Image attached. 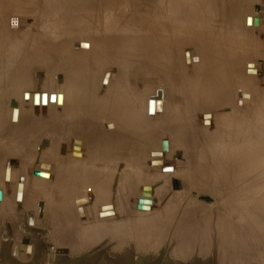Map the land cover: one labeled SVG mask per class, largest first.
<instances>
[{
	"label": "bare ground",
	"instance_id": "bare-ground-1",
	"mask_svg": "<svg viewBox=\"0 0 264 264\" xmlns=\"http://www.w3.org/2000/svg\"><path fill=\"white\" fill-rule=\"evenodd\" d=\"M40 1L41 0H0V47L7 45L10 42L14 43L15 41H12L13 38L10 40V37H12L10 31L13 29H11V27L6 24V17L8 13L10 11H15L13 9H18L21 12L26 10L29 6L31 10V6L35 4L38 5ZM144 1H142L144 7L141 8L135 0H124L123 2L120 0H43V2L47 4L46 12L52 10L53 17L50 18V20H47V26L45 25L46 27L44 28L45 31L43 33L41 32L42 34H39L40 38H36L32 35V33H30L35 29L32 30L33 28L26 25V23H24L23 21L24 18L21 20V22H23L25 26H28L27 28L23 27L24 25H22L20 21L17 22L18 26L14 29L25 33L22 38L20 37V39L23 40V42L26 41V43L31 42V44L36 43L37 45H40L42 43L43 45L41 46L43 48H47V53L43 55L42 59H47V65L48 63L51 65V68L47 67V69L49 70H47L48 73L52 76H55L57 71L58 74L63 71L62 75L60 74V76L64 79L63 81H65V84H62V89H60L61 93L59 95H55L53 97L48 93H44L46 104H42V102L40 101L44 91L35 92L39 96L38 104L34 102L35 93L34 95L31 94L29 103L27 99V90H19L21 91L19 96L15 94L17 92H15V90H17L18 86H22L20 85V78H12L14 76L11 77V74H9L12 79L10 80L11 82L8 83V91L3 90L6 92L4 96L0 94V117L2 116L6 118L7 120L5 121L4 119V122L8 121L7 123H10L8 127L6 126L7 129L0 132L3 133L2 135L0 134V145L6 146V143L9 144L10 146L8 147L7 153L12 155L19 154V158H21L22 161L20 163L21 168H19V171L21 170L22 172H20L17 176L15 175L16 177H14V174L16 173H14V170L11 168V165L15 164L11 157V159L8 160L7 164H5L3 167L1 178L2 180H0V224H3L2 226L7 229L6 232L9 231L8 235H11L9 234L10 232H16V234H18L19 231H22L23 233H25L24 225L21 223L23 221H18L16 216L13 214L14 210L16 211V208H11L9 205L12 204V202H21L22 206L19 207H21L22 209L24 207L32 209L36 203L38 211L37 213L29 212L26 217V221L30 219H33L35 221L34 224L28 225L30 226V228L27 226L28 231L33 235L31 239L35 243L32 246L33 249L31 250V252L29 251L28 244H24L22 246L18 244L15 249L14 242H16V240H12L13 242H10L13 237H9L8 235L3 237V235L1 234L0 264H31V262H33L34 260L29 259L27 255L31 254L35 256L37 252H39V260L41 259V257L43 259L46 257V260L49 263V259H51L52 257L47 258V256L44 255L45 251H42V249H40L39 245L37 244L39 240H41L44 247H52L53 245L59 244L63 246V249L67 247L69 248L70 253L68 254V256H66V260H63L61 262V259L59 258L60 263L58 264H86L90 257L99 253L98 248H101V250L103 251V247L110 245V243H112L113 240L118 239V237L119 240L113 242V244L110 245L112 248L116 249L117 252L105 250V255L107 258L111 259V262L100 257L98 260L96 259L97 261H95V263L117 264L118 261L125 262L127 260V252L129 251L130 254H134L135 252H137L135 250H138L137 247L129 246L130 242H127L128 239H126L124 235L121 237L114 234V230L116 229L114 225L110 224V226H108L104 223L110 222L113 219L117 220L118 222L121 221L123 224L128 221L127 216H125L127 212V210H125V206H128L129 204L128 202L130 199H128V197L132 192L133 187V183L129 182V172L138 173V170L143 167L142 163H144V161H146V159L148 160L149 158L150 160L147 163L149 164L148 170L150 172L170 174L168 170L173 169V166H171V164H164L165 156L164 151L162 150L167 151L165 152L167 154L173 149V146L175 144L177 145V147H179V150H176L174 154L175 157L176 155H179L183 150L185 153L190 152L192 154H190V158H195L194 156L197 157L195 159H197L196 162L199 163V168H203L206 171L209 170L208 172L212 170L213 172H215V174H218V172H222L223 170H225V163L223 159H225L226 156L222 157V155L226 154V152H229L230 150L227 151L228 147L226 146L227 150L223 147V149L226 150H224V152L220 147V145L222 144H219L215 141L217 138L221 137L222 128H217V130L210 129L213 119L212 113L210 111L203 110V112L201 113V123L203 125V129L201 131L205 133V137H207V149L206 153L204 152L203 155V152H200L201 150L198 152V150L194 148L196 146L195 143L194 145L192 144V146H190V149L188 148L189 150L184 148L183 145L181 146V144L183 143H185L184 145H186L187 142V145H191L189 144V141L194 137V135L192 137V135L189 133V124L192 121V112L187 109L184 104H181V102L178 100L168 101L166 99L165 101H163V98L159 95V93L157 96L148 98L146 100L147 102L145 114L148 116L147 118L139 111V109H135V106L137 104L135 99L137 97L133 99L131 95L128 94L130 96L129 97L127 95L128 91L125 87H112L113 80L111 74L114 68H106L105 70H103L100 76V84L108 86L107 92H102L101 89V91L98 89L99 84L97 85L96 74L99 69L98 66L108 61L115 62L116 64H118V66H121L123 73L127 74L130 69L133 68L132 66L134 63H144L149 67H152L153 63H156L161 74L166 73L169 68L174 70L172 76H174V78L176 77L177 80L174 78L173 80L178 81L180 76L178 72V65L182 63L183 77L189 83L187 85V88L183 87L181 90L178 89V91L186 92L189 90H193L190 92H197L198 94L200 93L208 99L207 102H211L213 104L219 103V105L222 103H227V105H229L230 102L235 103L236 100L240 101L239 98L242 99L241 96L249 93L247 91H249L253 85H257L256 87L258 90L260 80L259 78L264 80V74H260L261 69H258V72H256V70H254V67L244 68V70L242 71V67L240 66L239 61L232 59V57H234L233 53L237 51V48L231 45V43L227 44L226 38L231 36L232 33L230 34L229 31H227V33L223 27L227 26V24L232 25V27H235L236 29L237 27H239L238 21L240 20H238V17L236 16L237 10L233 6H228V4L226 3L227 0ZM189 2L191 3V5L189 4ZM42 4L43 3H41L40 5ZM41 8L40 11L43 10V8ZM128 8H130V10L132 9L133 13L136 10L137 11L135 14L129 12L128 14H124L128 10ZM233 8L236 10L235 13L232 12ZM133 9L136 10L134 11ZM36 11H38V14H40L39 9ZM194 11L197 13L196 15H194ZM24 12H22V16L23 14H26ZM46 12H44V14H46ZM50 12L51 11H49V13ZM29 13L27 14L29 15ZM31 15L33 14L31 13ZM165 15L167 17H164ZM257 15H251L249 17L245 16V24L246 26H256L259 29H264V22H262V20L264 19H261V16H263L261 15V11L260 14ZM44 16L42 14L40 15V17H38L40 19L41 17L45 18ZM38 17L36 16V18ZM33 19L31 22H33ZM43 20L44 19H42L41 21L43 22ZM34 22L33 24H31L30 22L29 23L31 25H34ZM38 23L40 24L39 21ZM229 27H225V29L227 30ZM98 30L101 32L98 33ZM20 39L19 41H21ZM259 39L260 38H258V40ZM18 43L19 46H22L24 44L22 42V45H20V42ZM132 44H134L135 46L131 47L130 45ZM195 47H200L202 49V52L199 51L196 56L193 55V50L195 49ZM131 48L135 49L136 51L131 50ZM228 48L230 49L228 50ZM10 49L11 47L8 48V50ZM14 49L16 50V47ZM18 49L19 48L17 47V50ZM11 54H13V52L10 53V55ZM10 57L12 58V56ZM194 57L196 58L193 59ZM26 61L29 60L26 58ZM161 67H163V71H161ZM0 69L2 68L0 67ZM0 71L2 72V70ZM252 82H254V84ZM250 83H252L253 85L251 84L249 87ZM235 85L238 89H236L237 93L236 95H234L236 96V98L232 96L231 92L233 86ZM2 87L3 86H1L0 89ZM254 90L255 89L252 88L250 92ZM238 94H241V96L237 97ZM198 96L199 95H197V97ZM195 98L196 96H194V99ZM150 99H152L154 102V105L151 108H149ZM175 99H177V97ZM133 100H135V104H133ZM203 100L205 101V99ZM203 100H199L197 104L199 106L200 104L202 105L204 103ZM44 106L47 107V113L45 117L41 119V114L39 116L35 113L38 110L42 109ZM140 106L139 108L142 109V106ZM5 107L8 108L5 109ZM231 107L232 111L229 116L230 118H235L233 121L236 120L234 124L236 123L237 125L238 118L240 120L241 114L239 112L241 111V109L238 106H235V104L231 105ZM133 108L135 109V111L137 110L136 112L134 111L135 114L132 112ZM262 111H264V109ZM261 113V116H259L260 112L259 114L256 113L258 114L256 117V123L258 121H264V112ZM226 115L227 114H223L222 119H224ZM149 116L154 119L153 121L150 119L152 122L149 121ZM250 117H252V122L254 123L255 116L251 115ZM2 120H0V123ZM223 122L226 123L225 119L224 121H222V123ZM222 123H220V125L224 126V124L222 125ZM240 125L239 129L241 130ZM246 125L248 128L251 125V128L249 129H252V123L249 126L248 123ZM246 125H244L245 127H243L247 130ZM258 125L257 128H259ZM236 127L237 126H235V128ZM45 128L50 131L48 132L46 129L47 135L54 136V145H58V147L62 145L63 148L66 144H64V142H69V146H67V152H69V155L67 157L65 152L63 151L64 149H62V152H64L65 156L67 157L65 158L67 160H63L60 157L59 159H55V161H53V159L52 161L56 164V168L49 165V163V167H52V172H49V169H47V161L49 158L54 156V150H50L49 148L51 145L50 141H45V143L47 142V145L44 144L45 146L41 145V141L34 159L37 168L32 169L31 172L38 178L40 177L43 179H49L48 183H51L52 185L48 189L46 187L43 190H40L38 188L40 185H35L38 183V180H36L37 182L34 184V189L36 191L33 195L28 196V177H26L27 174L25 172V169L29 165V159L31 158L29 155L31 153L29 148V150L27 148L21 149L23 146L21 147L19 145H23L25 139H27V137L29 138L30 135L32 137L35 135H39L40 131H45ZM253 130L254 129H252L251 131L248 130L247 132L244 131L245 133L241 134V136H239L238 134L239 137L237 138L239 141L236 143H244V140H249V137L251 140H249L248 143H252L253 140L251 138V135L254 132ZM194 132H197L196 129ZM262 132H264V130ZM263 134L264 133H262L261 136H264ZM164 135H167V138H164ZM258 135L260 137L259 133ZM35 137L37 138V136ZM234 137H236V135ZM157 138L160 140L158 149L155 148V142L157 141ZM30 139L31 138L27 140L29 141ZM254 139L256 141L257 138L254 137ZM27 140L26 142H28ZM193 140L196 141L195 138ZM176 141L178 144L176 143ZM263 141L264 138L260 141L257 140V142H259V145L260 143H262L264 146ZM17 142L20 149L18 146H16ZM248 143L246 141L245 144ZM27 144H29V142ZM1 146L0 155L2 154ZM263 146L260 148H263ZM43 147H46V149L44 148V154H42L43 151L41 150ZM56 147L57 146H55V148ZM259 147H257L256 149L253 146V151H260V149H258ZM242 148H240L239 150H241ZM252 148L250 149V152H252ZM263 149H261V151ZM233 150H236V145ZM250 152L248 149L247 153ZM7 153H5L4 155H6ZM235 154H238V150L235 151ZM239 154H241L240 151ZM241 155H246V153ZM173 157L172 159H174ZM236 158L238 157L236 156ZM53 162L51 163L53 164ZM240 162L235 163L239 164ZM246 163L247 161L245 162V164ZM122 166L123 172L120 173L122 175L119 180V185L117 187L118 189L115 188L114 193L111 197V195L108 194V190H111V185H108L109 189L107 186L108 180L111 177V171H113L111 169H113L114 167L119 170L122 168ZM240 166H238V168ZM243 167L244 166H242V168ZM216 169H219V171H217ZM142 171L140 170V172ZM238 171L240 173L243 170ZM222 174L225 175L226 173L223 172L219 175ZM230 176L231 175H229V177ZM132 180L134 181L136 179ZM236 180L233 181L235 183L239 182ZM139 181L136 180V182ZM252 182H254L253 179ZM257 182L259 183V181ZM48 183L46 186H48ZM7 185L13 187L12 194L11 192L8 193L4 188L7 187ZM136 186H139L140 188L138 187V189H140L142 192V190L148 187V184L144 182L142 184L139 183ZM150 187L153 186L150 185ZM187 187L190 186L187 185ZM261 187L263 186L261 185ZM53 189H58V191H60L63 196L58 201V203H56V201L52 203L51 199H49V195L51 194L48 191H55ZM84 189L87 190L88 193H91L90 197L87 196L89 197V199L92 198L90 202H82L83 193L85 191ZM40 191H45V194L40 195ZM212 195L216 197L215 194ZM258 197L260 198V196ZM256 198L255 200H253L255 201V203L259 201L258 200L256 202ZM139 199H141L140 202H138ZM142 199H149V201ZM150 201H153L151 200L150 196L140 195L139 197H137L136 202L139 203L138 211L141 208L142 209L140 211H147L145 209L147 208V206L151 205ZM90 213H94L93 219H89L87 217V215H90ZM83 217H86L85 220ZM184 223L186 224V222ZM10 224H14V227L9 226ZM43 226L47 227L44 230H40ZM113 228L115 229L111 231V229ZM152 228L154 229L155 225L152 226ZM157 228L159 227L157 226ZM135 230L133 233H137V231L135 232ZM139 230L141 229L139 228ZM148 231L151 232V230ZM170 231L174 232V229ZM213 231L215 232V230ZM128 233L129 231L127 232V234ZM133 233V236L131 235L132 240L135 239L141 242L139 236L136 237V235H138L139 233L135 234V236ZM215 233L217 234V232ZM150 237L151 235L148 238L150 239ZM162 237L163 235L161 236V239ZM213 237L215 236L213 235ZM213 237L211 238V240L213 239ZM172 240H174V235L172 237ZM214 240L209 241V243L211 244H209L210 248H213L215 250L218 249L221 251L220 243L215 242ZM142 243V246H144V241ZM176 246L173 245L172 250H175ZM18 249L22 250L23 253H20ZM17 253H20L22 256L26 257L18 258L16 256ZM47 254L50 253L47 251L46 255ZM140 254L141 252L139 253V256Z\"/></svg>",
	"mask_w": 264,
	"mask_h": 264
},
{
	"label": "rangeland",
	"instance_id": "rangeland-1",
	"mask_svg": "<svg viewBox=\"0 0 264 264\" xmlns=\"http://www.w3.org/2000/svg\"><path fill=\"white\" fill-rule=\"evenodd\" d=\"M120 1L123 2L124 0H120ZM135 1H136V3H138L140 5L141 8L144 7V4L142 3V1H144V0H135ZM144 2H146V0ZM41 3H43V4L40 5ZM226 3L228 4V6H233L234 8H236L237 13H238V15L236 13V16L238 17V20H240V21H238L239 27H237V29L235 27H232V25H230V24H229L230 27L228 24H227V26L223 27L226 32L229 31L230 34L232 33L231 36L226 38L227 44L231 43V45H233L237 48V51H235L233 53L234 57H232V59L239 61L240 66L242 67L241 68L242 71L244 70V68L254 67V70H256V72H258V69L259 70L261 69L260 70L261 73L260 72L259 73L263 75L264 74V44H263L264 43V29L263 28L259 29L256 26H246L244 18H245V16L249 17L251 15L260 14V11H261V15L264 16V10H263L264 9V0H227ZM189 4L191 5L190 2H189ZM44 5H46V6H44ZM41 7L43 8V10L40 11ZM44 8H45V11H44ZM234 8H233L232 12L235 13L236 10ZM24 9H26V8H24ZM27 9L26 10L28 12L26 10H24L25 12L24 11L20 12L18 9L17 10L13 9L16 12L10 11L6 17V24L9 27H11V29H13L10 31L12 34V37H10V40L13 38L12 41L13 40H15V41H14V43L10 42L13 45L9 43L7 45L0 47L2 49V50L0 49V67L2 68V69H0V70H2V72L0 71V85L3 86L0 89V94H2V96H4L6 94L5 91H8V88H7L8 83L11 82L10 80L12 78H15V79L20 78L19 79V80H21L20 85H22V86H18L17 90H15V92L17 91L15 94L17 96H19L22 90H27V92H28V94H27L28 98L27 99L30 103L31 94L34 95V93L36 91H38V92L44 91L43 94L48 93L49 95H52L53 97L55 95H59L61 93L60 89H62L61 86H62V84L63 85L65 84V81H63L64 79L61 78V76H60V74L62 75L63 71L60 72V74H58V71H57L55 76H52L48 73L49 70L47 69V67L51 68V65L49 63H48L49 66L47 65V59H45V60L42 59L43 55L45 53H47V50H46L47 48H43L41 46V45H43L42 43L40 45H37L36 43L31 44V42L30 43L27 42L28 43L27 44L26 41L23 42V40H21L20 37L22 38L25 33H22L21 31L14 29V28H17V26H18L17 22H19V21L21 22V20L24 18V20H23L24 23H26V25H28L29 27L33 28L32 30L35 29L33 32L31 31L30 33H32V35L35 36L36 38L37 37L40 38L39 34H42L45 31L44 28L47 26V20H50V18L53 17L52 10L48 9L51 12L50 13H49V11L46 12L47 4L44 3L43 0H41L38 3V5L35 4V5L31 6V10H30V6ZM38 9H39L40 14H38V11H36ZM256 9H258V10H256ZM42 11H43V13H42ZM136 11L133 13L132 9L130 10V8H128L126 13H124V14H128V12L135 14ZM22 12H24L26 14H23V16H22ZM29 12H31L33 15H31V13H29ZM44 12H46L47 15L44 14ZM199 12H201V11H199ZM27 13H29V15ZM48 13L51 15H49ZM194 13H195L194 15L197 14L195 11H194ZM35 14H37V15H35ZM42 14H43V16L45 15L44 16L45 18L41 17L42 19H44L43 22L41 21L42 20L41 18H40L41 20L39 19L40 15H42ZM36 16L37 17L39 16V17L36 18ZM48 16H49V18H48ZM257 16H260V15H257ZM263 16H261L262 17L261 19H264ZM164 17H167V16L165 15ZM31 18L32 19L34 18L33 22L38 19L37 21L34 22L35 23L34 25H31V24H33V22H31L32 21ZM162 19H163V17H162ZM38 21L40 22V24L38 23ZM45 22H46V24H45ZM262 22H264V20H262ZM21 23H22V25H24L23 27H25V28L28 27V26H25V24H23V22H21ZM225 27L226 28L229 27V28L226 30ZM38 28H39L40 33L38 31ZM233 28H234V30H233ZM99 30L97 31L98 33L101 32ZM33 33L37 34V35H34ZM259 36H261V37H259ZM257 37L260 39L262 38V39L258 40ZM19 39L21 41H19ZM262 40H263V42H262ZM18 42H20V45H22L21 42L24 44L22 46H19ZM25 43H26V45H25ZM33 44H34V46H33ZM10 45H12V46H10ZM9 46L11 47V49L12 48L13 49L8 50V48H10ZM130 46L132 47L135 45L132 44ZM15 47H16V50L14 49ZM17 47L19 48L18 50H17ZM185 47H187V46H185ZM200 49H201L200 47H195V49L193 50V55L196 56L199 53V51L202 52V49L201 50ZM229 49L230 48H228V50ZM131 50L136 51L133 48H131ZM9 52L10 53L13 52V54L10 55ZM8 54L10 56H12V58ZM27 55H29V56H27ZM26 58L29 61H26ZM195 58L196 57H194L193 59H195ZM6 59L8 62L6 61ZM5 64H6V66H5ZM134 64L132 66L133 68L130 69L128 74L123 73L121 66H118V64H116L115 62L108 61L106 63H102L101 65L98 64L99 69H98L97 74H96L97 85L99 84L98 89L99 90L101 89L102 92L103 91L107 92L108 86L100 84V76H101L103 70H105L106 68L107 69L114 68V70L112 71V74H111L112 80H113L112 87H121V88L125 87L128 91L127 95L128 94L131 95V97L133 99H135V97H137L135 100L137 102L136 106L138 108L135 106V109H137V110L139 109V111L143 115H145V117L148 118V116L145 114L146 113L145 112L146 102H147L146 100L148 98H152L154 96H157L160 93L159 95L163 98V101H165L166 99L168 101H172V100L173 101L174 100L180 101L181 104H184L186 106V108L192 112L191 113L192 114V116H191L192 121L189 124V128H190L189 130L191 132L189 130L188 131L192 135V137L194 135V137L191 138V140L189 141V144H191V145H187L188 144V142H187L186 143L187 146L184 145L185 143L181 144V146L183 145L184 148L190 149V146H192V144L194 145V143H195L196 146L194 148L196 150H198V152L201 150L200 152H203L202 153L203 155H204V152L206 153V149H207V143H206L207 137H205V133H203L201 131L203 129L202 128L203 125L201 123V113L203 112V110H208L212 113V118H213L212 119V125L210 126L211 127L210 129H212V130L216 129L217 130V128H222L221 132L223 134L221 133V137L217 138L215 141L218 142L219 144H222V145H220L221 149H223V147L226 149V146H227L228 150L227 149L226 150L227 151L230 150V151L226 152V154L222 155V157H224V156L227 157V159H226V157H225V159H223L224 163H225V168H224L225 170H223L222 172H218V174L217 173L215 174V172H213L212 170L210 172H208L209 170L206 171L203 168H199L198 167L199 163H197L196 162L197 159H195L197 157L194 156L195 158H190V156L192 154L190 152L185 153L182 150L183 147L181 149L182 152L179 151L180 154L176 155V157H175L174 154H175L176 150H179V147H177V145L175 143H174L175 145L173 146V149H172V150L175 149L174 151L171 150L169 153L166 154L165 152H167V151L162 150V151H164V156H165L164 157V160H165L164 164H166V165L171 164V166H173V169L168 170V172H170V174L150 172L148 170L149 164L147 163L150 160L148 158V156H147L148 160L146 159V161H144V163H142L143 167L140 169L141 171L143 170L142 172H140V170H138V173L129 172V174H130L129 175V177H130L129 182L133 183V187H132V192L130 193V195L128 197V199H130L128 202L129 204H128V206H125L126 207L125 210H127V212L125 214V216H127V220H128L126 222L127 224L126 223L123 224L121 221L118 222L115 219L111 220L110 222H106L104 224L108 225V226H110V224L114 225V227L116 229L113 228V229H111V231L115 229L114 234L121 236V237L124 235V237H126V239H128L127 242H130V244H131V245L129 244V246L137 247L138 250H135V251H137V252H135L136 254L135 253L130 254V252L128 251L127 252L128 254H126L127 260L125 262L118 261L117 264H222V263L223 264H231V263L232 264H264V203H263L264 202V185H263L264 184V151H263L264 146L262 143H260V145L263 146V148H260L262 146H260L259 142H257V140L260 141L264 138V136H261L262 133H264V132H262L264 130V127H263L264 121H262V122L258 121L256 123V121H257L256 117L259 114V112H260L259 116H261V114H262L261 112H264V111H262L264 109V84H263L264 80L259 78L260 80H259L258 90L256 87L257 85H253L254 82H252L253 84L250 83L249 87L252 84L253 86L251 87V89L252 88L255 89L254 91L250 92V90H251L250 89L249 91H247L249 93H247L243 96H241V94H238L237 97L241 96L242 99L239 98L240 101L236 100L235 103L230 102L231 105L235 104V106H238L241 109V111L239 112L241 114V115L239 114L240 120H239V118L237 120L239 125L242 122V124L240 125L241 126V130H240L239 125L238 124L236 125V123L234 124V122H236V120L233 121L235 118H230V116H229L231 111H232L231 110L232 107L230 104L227 105V103L226 104L222 103L219 105V103L213 104L211 102H207L208 99L206 97H204V95H202L200 93L198 94L197 92H196L197 94L194 92H190L193 90H189L186 92L178 91V89L181 90L183 87L187 88L188 87L187 85L189 83L183 77L182 63H180V65H178V72H179V75L181 76V77L179 76L178 81H176L177 80L176 77L174 78V76H172L174 70H172L171 68H169L166 71V73H164V74H168V75H164V74H161L159 72V69H158V66L156 63H153L152 67H149V66H147V64H144V63L143 64L142 63H136L135 65ZM4 66L6 67V69ZM3 67H4V69H3ZM142 67L143 68L145 67V68L143 69ZM160 69H161V71H163V67H161ZM1 73H2V75H1ZM143 73H144V75H143ZM9 74H11V77L12 76H14V77L11 78ZM134 75H135V77H134ZM173 78L176 80H173ZM145 83H147V84H145ZM236 89L237 88L235 85V86H233V89L231 91L232 96L234 98H236V96H234L237 93ZM3 90H5V91H3ZM19 90H21V91H19ZM197 95H199V96L197 97ZM194 96H196L195 99H194ZM176 97H177V99H175ZM203 99H205V101ZM135 100H133V104L136 103V102H134ZM157 100H159V99H157ZM199 100L200 101L203 100V102H204L202 105L200 104V106L197 104ZM195 101H196V103H195ZM190 102H192V103H190ZM186 103H187V105H186ZM140 104L142 106V109L139 108ZM190 104L193 108L190 106ZM210 104H212V105H210ZM197 106H198V108H197ZM7 108L5 107V109H7ZM135 109L134 108L132 109L133 113H134ZM142 111H144V112H142ZM46 113H47V107L44 106L42 109L38 110L35 114L39 115V116L41 114V119H43L45 117ZM256 113H258V114H256ZM223 114H227L224 117L226 123H224V122L222 123V121H224V119H222ZM251 115L255 116V118H254L255 122L254 123L252 122L253 121L252 117H250ZM204 116H206V115H204ZM242 116H244V117H242ZM0 118H1L0 120L3 119L2 120L3 122L1 121L2 124L0 123V129L3 126V128L0 130V132H2L5 129H7V127L9 126L10 123H7L8 121L4 122V119H5V121L7 120L6 118H4L2 116ZM242 118H243V120H242ZM150 119L152 121L154 120L153 118H151L149 116V121H151ZM244 120H246V121H244ZM248 120H249V122L252 123V129H254L253 130L254 132L251 135V138L253 140L252 143L255 141V139H254V137H255L257 139L254 143L255 144L258 143V144H256L258 146H256L254 143L252 144L251 142L248 143V141L251 140L250 137L248 138L249 140L243 139L245 141L244 143L243 142L240 144L236 143L239 141L237 137L241 136V134L247 132L248 130L249 131L252 130V129H249V128H251V125H250L251 123H249ZM220 123H222V125L224 124V126H221ZM247 123H248V126L250 125L249 128L246 125ZM261 123H263V124H261ZM253 124H254V126H253ZM258 124H260L261 126ZM244 125H246L247 130H246V128L244 129V127H245ZM255 125H256V127H255ZM257 125L260 129L257 128ZM235 126H237V127L235 128ZM255 128H256V130H255ZM46 129L47 128L44 129L45 131H43V130L40 131L39 135H35V136H37L38 139L35 136L32 137L30 135L29 138H31V139L28 141L27 139H29V138L27 137V139H25V142H24L25 145L24 144L19 145L18 142L16 143V146H18V145L21 147L23 146L21 149H26V148L28 149L29 148L30 153H31L29 155L31 158L29 159V165L26 168L27 170L24 168L25 172L27 174L26 177H28V180H27V183H28L27 184V189H28L27 194H28V196H31L35 193V191H36L34 189L35 185L36 186L40 185L38 187L40 190H43L46 187L48 189L52 185L51 183H48L49 179H43L40 177L38 178L31 172L32 169L37 168L36 167L37 165H36L34 159H35L39 144H41L40 142L42 141L41 145L45 146V145H47L46 143L48 141H50L51 145L49 148H50V150L51 149L54 150V153H53L54 156L49 158L51 160L48 159V161H47L48 162L47 163V169H49V172H52V167L56 168L55 167L56 164L53 162V161H55V159H59V157H60L63 160H67L66 158L69 155V152H67V146H69L68 145L69 142H64V144L65 143L66 144H65V147H63V148H62V145H60L59 147H58V145H54L53 144L54 136L53 135H47L48 129H47V131H46ZM192 129H193V131H192ZM195 129L197 132H194ZM260 130H262V131H260ZM48 132H50V131H48ZM234 132H236V133H234ZM258 133L260 134V137L262 139L259 137ZM0 134L2 135L3 133H0ZM238 134H239V136H238ZM235 135H236V137H234ZM253 135H254V137H253ZM199 136H200V138H199ZM161 137H163V136H161ZM164 138H167V135ZM194 138L197 141V143H196V141L193 140ZM26 140L29 142V144H27L28 142H26ZM34 140H36V141H34ZM45 141H47V142L45 143ZM246 141L251 146H249L248 144H245ZM159 142H160V140L157 138V141L155 142V148L156 149L159 148ZM200 142H201V144H200ZM33 143H34V145H33ZM176 143H177V141H176ZM156 144H158V145H156ZM237 144H239V145H237ZM235 145H236V150H238L237 155L235 154L236 150L235 151L233 150L235 148ZM252 145L256 149H257V147L260 146L258 148V149H260V151H258V150L253 151ZM9 146L10 145L7 143H6V146H3V145L1 146L2 147L1 148L2 154L0 155L1 156V158H0V180H2L1 178H2L3 167L5 164H7L8 160H10L11 158L15 162V164L13 163L14 165H11V168L14 170V173H16V174H14V177H16L17 175H19L20 172H22L21 170L19 171V168H21L20 163L22 162L21 158H19V154H17V155L8 154L7 152H8ZM51 146H53V147H51ZM55 146H57V147L55 148ZM244 147H245V151H244ZM250 147L252 148V150H251L252 152H250V149H251ZM44 148L46 149V147H43L42 149L40 148L43 151L42 154L45 153ZM60 148H61V150H60ZM153 148H154V146H153ZM240 148H242L244 152L242 151V149L239 150ZM19 149H20V147H19ZM62 149H64L63 151L65 152L67 157L65 156L64 152H62ZM225 149H223V151ZM248 149H249L250 153H247ZM261 149H263V150L261 151ZM239 151L241 152V154L246 153V155L239 154ZM256 152H259V153H256ZM5 153H7V154L4 155ZM55 154L59 155V156H56ZM232 154H233V157H232ZM247 154H248V157H247ZM250 154H252V155H250ZM258 154H259V156H258ZM173 155H174V157H173ZM236 156L239 159L236 158ZM172 157L174 159H172ZM244 160H245V162L247 161L246 164H245ZM49 161L53 162V164ZM235 162H240V163L237 164ZM48 164L51 165L52 167L50 166L51 167L50 168ZM240 164H241V166H240ZM227 165H228L229 169H228ZM126 166H127V164H126ZM238 166H240L241 168L239 167L240 168L239 169ZM242 166H244V167L242 168ZM111 170H113V171H111V177L108 180L107 186L111 185V190H108V194L111 195V197H112L115 188H117L119 185V180H120L121 175H122L120 173L123 172V166L119 170H117V168H114V167ZM238 170H240L242 172L239 173ZM217 171H219V169ZM223 172H225L226 174L225 175L224 174L219 175ZM143 173H144V175H143ZM235 174H236L237 178L235 177ZM229 175H231V176L229 177ZM143 176H145V177H143ZM20 177H22V176H20ZM131 178L136 179L137 181H139V180H141V181L136 182V180H134L135 181L134 182ZM232 179L233 180L237 179L236 181H239V182L235 183ZM252 179L254 180V182H252ZM36 180H38L37 184H35L37 182ZM39 181H40V183H39ZM257 181H259L260 184ZM45 182L48 183V186H46L47 183H45ZM144 182H146V184H148V187H146L141 192V190L138 189L139 186L137 187L136 185H138L139 183L142 184ZM41 183H43V184H41ZM150 185L153 187H150ZM187 185H189L190 187H187ZM261 185L263 187H261ZM109 186H108V189H109ZM4 188L6 189V191L8 193L11 192V194H12L13 187H11L10 185H7V187H4ZM53 190H55V191H53V192L48 191L52 195V196L49 195V199H51L52 203L55 201H56V203H58V201L63 196H62L61 192L58 191V189L57 190L53 189ZM40 192H41L40 195L45 194V191H40ZM40 192H38V193H40ZM109 192H111V193H109ZM87 193H88V191L85 190L83 193V198H82L83 201L81 200L82 202H90L92 200V198L89 199L91 193H88V194ZM141 193H143V194H141ZM212 194H215L216 197H214ZM140 195L150 196L151 200H153V201H150L151 205L147 206V208L145 209L147 211H145V212L140 211L142 208L138 211L139 203L136 202V198L139 197ZM87 196H89V197H87ZM258 196H260V198ZM255 198L257 199L256 202L258 200L260 201V199H261L260 203H259V201L257 203H255V201H253V200H255ZM88 199H89V201H88ZM140 200L141 199H139L138 202H140ZM142 200H148L149 201V199H142ZM14 203L15 202H12V204H9V205L11 208H16V211L14 210L13 214L16 216L18 221H23L21 223L24 225L25 233H23L22 231H19L18 234H16V232H10L9 234H11V235H8L9 231L6 232L7 229L2 226L3 224H0V235L2 234L3 237L6 235H8L9 237H13L10 240V242H13L12 240H14V241L16 240V242H14L15 249H16V246L18 244H20L21 246L24 244H28L29 251L31 252V250L33 249L32 246L35 243L31 239V237L33 235L28 231L27 226L34 224L35 221L33 219L26 221V217H27V214L29 212H34V213L38 212L37 207H36V203L32 209H30L28 207H24L22 209L21 207H19V206H22L21 202L15 203L16 205ZM258 205H259V207H258ZM135 207H137V208H135ZM20 208H21V210H20ZM259 210H261V211H259ZM24 211H26V212H24ZM87 217L89 219H93L94 213L93 214L90 213V215H87ZM85 218H84V220H85ZM129 221H131L132 223ZM184 222H186L187 226ZM128 223L129 224L131 223L132 225L131 224L129 225ZM153 224L155 225L154 229L152 228V226H154ZM181 224H182V226H181ZM9 226L14 227V224L13 225L10 224ZM157 226L159 228H157ZM211 226H213V227H211ZM28 227L30 228V226H28ZM46 227L47 226H45V227L43 226V227H41L40 230H44ZM139 228L141 230H139ZM170 228L174 229L175 234H174V232L170 231V230H172ZM134 230H135V232L137 231V233H133ZM148 230H151V232ZM153 230H155V231H153ZM213 230H215V232H217V234ZM128 231H129V233L127 234ZM138 231L139 232L141 231V232L139 233ZM130 232H131V234H130ZM209 232H210V235H209ZM132 233L134 234V236H135V234L139 233L138 235H136V237L139 236V238L141 239V242L139 240L137 241L135 239H134L135 241L132 240V236H133ZM170 233H171V235H170ZM150 235H151V237L149 239L148 237ZM162 235H163V237L161 239ZM173 235H174V240H172ZM213 235L216 238L213 237ZM212 237H213V239L211 240ZM226 238H227V241H226ZM23 239L26 241H24ZM168 239H169V242H168ZM117 240H119V237H118V239L113 240V242H116ZM213 240L215 242L220 243L221 251L218 249L215 250L213 248L212 249L210 248L209 241H213ZM143 241L145 243L144 246H142ZM113 242L110 243V245L113 244ZM173 243H175V244H173ZM37 244L39 245V248L42 249V251H45L44 255L47 256V258H49V257L50 258L52 257V258L49 259L50 262L48 263L46 260V257L44 259L41 257V259L39 260V258H38L39 252H37L35 256L29 254V255H27L28 258L34 260L33 262H31V264H38V263L39 264H58V263H60L59 258L61 259V262H62L63 260H66V258H67L66 256H68V254L70 253L68 247L63 249V246H61L59 244L53 245L52 247H50V246L44 247L41 240H39V242ZM110 245L103 247V251L101 250V248H98L99 253L90 257L86 264H90V263L91 264H97V263H95V261H97L100 257L103 259H107L111 262V259L106 257L105 252L106 251L117 252V250L112 248ZM173 245H175V246L177 245L175 250H172ZM47 251L50 254L46 255ZM19 252L23 253L22 250H19ZM140 252H141V254L139 256ZM20 253L16 254V256L18 258L26 257V256H22ZM97 255H99V256H97Z\"/></svg>",
	"mask_w": 264,
	"mask_h": 264
},
{
	"label": "water",
	"instance_id": "water-1",
	"mask_svg": "<svg viewBox=\"0 0 264 264\" xmlns=\"http://www.w3.org/2000/svg\"><path fill=\"white\" fill-rule=\"evenodd\" d=\"M40 101L42 102V104H46V100H45V95H44V94L41 96ZM34 102H35L36 104H38V102H39V96H38L37 93H35V96H34ZM153 105H154V102H153L152 99H150V100H149V108L153 107Z\"/></svg>",
	"mask_w": 264,
	"mask_h": 264
}]
</instances>
